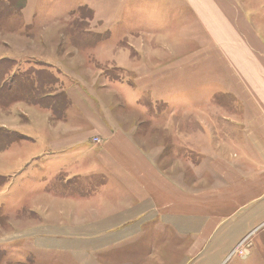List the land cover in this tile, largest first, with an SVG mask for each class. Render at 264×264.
I'll list each match as a JSON object with an SVG mask.
<instances>
[{"label":"crops","instance_id":"0c3cea01","mask_svg":"<svg viewBox=\"0 0 264 264\" xmlns=\"http://www.w3.org/2000/svg\"><path fill=\"white\" fill-rule=\"evenodd\" d=\"M36 2L28 3L21 18L36 20ZM251 5L262 10L256 13ZM72 6L64 2L60 8L69 15L93 12L92 28L71 37L97 38L86 49H98V61L107 53L103 42L118 35L106 29V21L124 22L126 44L149 38L157 48L129 44L130 51L143 55L142 67L123 51L122 64L112 61L111 67L138 74L130 84L99 72L90 85L45 60L68 80L63 113L23 101L13 105L29 111L34 143L22 161L21 151L16 155L20 141L11 144L10 151L16 149L11 167L0 170V176L22 177L29 167L36 172L31 176L47 171L33 187L41 198L32 211L41 225L28 243L36 260L223 264L248 239L251 245L239 255L243 264H264V0H87ZM199 32L198 38L211 39L206 48L220 49L222 62L213 58L215 67L211 61L176 64L178 56H172L196 47L185 50L183 38ZM146 53L157 61H147ZM213 68L221 70L217 80ZM97 83L125 88L117 109L130 106L128 117L112 110L114 103L103 102L98 92L92 96L88 87ZM158 86H165L164 92ZM215 86L220 87L217 95ZM146 93L147 101L173 105L165 123L173 129V142L141 133L151 113L148 105H140Z\"/></svg>","mask_w":264,"mask_h":264},{"label":"rangeland","instance_id":"374dc122","mask_svg":"<svg viewBox=\"0 0 264 264\" xmlns=\"http://www.w3.org/2000/svg\"><path fill=\"white\" fill-rule=\"evenodd\" d=\"M30 1L34 0H0V86L4 84L6 79L16 75L14 80L15 84L11 83L10 80L6 81L4 92L8 93H5L4 96L3 92L0 93V170H6L8 167H11L13 154L16 150L10 151L12 149L9 148L11 144H17L20 141L18 145H20L19 148L21 149L17 148L16 151V155L18 154V150L21 151L18 157L20 161L30 155L27 151L33 147L34 142L31 141L32 130L30 129L29 123V119L31 118L30 113L29 111H25L27 109H24V105L22 104L13 106L18 100H23L24 103L26 101L27 104H35L45 108L47 106L50 108L54 107L58 114L62 113L63 109L68 104V100L64 96L65 94L63 91V88L66 89L67 87V78L62 74V71L51 64L45 63V60L52 62L54 65L64 67L70 78H72L70 75L73 77H80L82 80L89 82V84L95 83L96 78L98 79L99 72L103 73L104 76L106 75L108 77L109 74L121 82L130 84L138 74L133 70L129 72L123 69L113 68L111 67L113 64L112 61L122 64L125 61L122 56H125V54L120 52L123 51L127 52L128 56H131L132 61L134 60V62H136L138 60L137 65L142 67V65H144L143 55L133 53L135 50L130 51L129 44H131V42H136V45H138V43L143 42L148 47L153 46L157 48V43H150L151 39L149 38H132L131 41L129 39V43L126 44V25L124 22L121 21L120 24H116V22L111 24L106 21L104 22V26L107 27L106 29L114 30L118 35L108 37L107 40L103 42L105 43L104 49L107 53L103 54L104 58L102 61H98V49H96V51H94L95 48L86 49L90 45L94 46L96 44L95 42L98 41L97 38L86 36L77 39L75 36L74 38L71 37V33L73 32H80L92 28L93 12L89 9H82L80 13L79 11H73L71 15H69L68 9L64 10L60 8L64 2L67 6L73 5V8L78 3H82V1L87 2V0H37V9H40V14L36 17L34 22L28 17L25 18V16L20 18L19 15V13L23 14V10L27 9ZM75 1L77 2L74 5ZM251 8L255 10L256 13L262 10V8L257 5H255V7L251 5ZM55 9L59 10L56 12ZM26 13H28V11H26ZM199 34L200 32L197 33L196 36L190 35L183 38L186 42L184 45L185 50L196 47L191 49L192 52L190 53L172 56L174 59L178 56L179 62L176 64H181L182 67H185L187 63L191 65L193 63L194 65H200L211 61L210 63L215 67L216 61L222 62L223 59L220 49H217V47H215V49H213L214 47L206 48L211 39L205 37L206 35L204 34V37L198 38ZM85 45L86 47H81ZM115 46H118L119 49H116ZM140 46L142 45L140 44ZM112 49L114 50L112 51ZM118 52L120 55H118ZM144 55L147 61L149 57L157 61L155 55L148 53ZM4 56H10L9 59L12 61L9 60L8 62L7 59L2 58ZM117 56L121 58L117 60ZM209 58H211V60H209ZM213 58L216 59V61H212ZM13 61L18 62L19 65L9 72L3 70V68H6L9 64H13ZM168 61H170V59H167V62ZM186 68H189V66ZM201 68L206 69L208 65L206 64ZM209 69H211V67ZM213 69V78L217 80L218 72L221 73V70L217 71L216 68ZM157 73H159V71ZM25 77L31 79L33 83L31 86L28 84H20V79ZM92 77H94V79ZM155 77H158V75ZM100 81L102 82V80ZM49 82H52L50 86ZM103 83L105 82L103 81ZM45 84H47L46 87L43 86ZM234 87L235 86H232V88ZM158 88L161 92L165 90V86H158ZM88 89H90L91 92L94 91L92 95L94 97L97 95L96 92H98V97L103 102H113L112 110H116L124 118L128 117L127 113L131 111L130 106H127V110L124 109L119 111L117 109L120 107L118 103L123 102L122 92L125 91V88L119 86H98L97 83L94 86L88 87ZM219 89L220 87L215 86L216 95L219 93ZM44 94H49L50 96L55 95V97H48L46 98L47 100L45 99L43 101L39 96L42 97ZM174 94L173 92L172 96H174ZM234 94L236 95V93ZM139 95L144 97L142 93H139ZM149 95L150 94H147L145 96L147 99L141 101L140 104L142 106L143 104L148 105V107L145 108H148V111L151 112L150 115H145V121L143 120L144 118L141 119V121L145 122L140 126L144 129L141 130V133L150 132L149 134L155 137L165 138L168 142H173L174 139L172 136L174 135L171 134L173 129L171 130L165 126L168 116H166V114L173 112V105L159 100L158 98H154L155 102L147 101L150 97ZM92 96L91 98H93ZM123 96L125 97V95ZM245 100L240 101L241 105L244 106L246 104ZM38 102L42 104H38ZM236 105L238 108L239 103H236ZM142 106L139 108L141 109L139 111H142ZM173 114L174 113H172V115ZM142 116L143 115H140L141 118ZM39 118L42 117H37L38 120ZM171 121V126L174 128L176 117L172 118ZM8 127L12 128L11 130L13 131ZM42 127L45 128L44 125ZM42 127L39 129L45 132L46 130ZM13 132L19 134L22 139L16 140V134H13ZM6 146L8 147L5 148ZM11 155L12 157L10 158ZM29 161L30 158L25 159L23 164ZM46 172L47 171H44L37 176L45 175L47 174ZM35 174V170L29 167L20 174L24 175L22 177L6 178L0 176V264H46L45 262L36 260L38 258L35 251L28 244L30 243V235L37 234L39 231L34 230L38 229L36 226L41 225V221L38 220L36 213L32 212L34 210L33 204L36 206L40 198V196H37V189L34 190L33 188L36 184L37 176L31 175ZM247 240L248 239L244 240V248L242 245L237 247L234 251V253L237 254H232V257L223 264H243V258L239 255H241V250L245 253L251 245Z\"/></svg>","mask_w":264,"mask_h":264},{"label":"trees","instance_id":"16d2710c","mask_svg":"<svg viewBox=\"0 0 264 264\" xmlns=\"http://www.w3.org/2000/svg\"><path fill=\"white\" fill-rule=\"evenodd\" d=\"M19 15H20V18H21V14L19 13ZM23 18V17H22ZM5 59H7L8 60V62H9V60H11V59H9V58H5ZM3 61V60H2ZM12 61V60H11ZM5 62V61H4ZM14 62V61H13ZM1 63V62H0ZM19 64H18V62H14L13 64H9L6 68H3V70H5L6 72H9V71H11V70H13V68L14 67H16V66H18ZM15 77H16V75H13L11 78L9 77V79H6V81H9L10 80V82L11 83H13V84H15L14 82V80H15ZM21 78V77H20ZM4 82V84L2 85V86H0L1 88H0V93H2L3 92V96L5 95V93H8V92H4V89H5V84L7 83V82ZM51 83L52 82H49V86L51 85ZM20 84H28V85H30L31 86V84H33L32 83V81H31V79L29 78V77H25V78H22V79H20ZM48 84V83H47ZM47 84H45V85H43V86H45L46 87V85ZM26 87V86H25ZM37 89V88H36ZM46 94V93H45ZM43 95L42 97L41 96H39V98L40 99H42L43 101L46 99V98H48V97H55V95H52V96H50L49 94H47V95ZM65 96V95H64ZM66 97V96H65ZM47 100V99H46ZM17 101V100H16ZM19 101H23V100H18L17 102H19ZM26 102V101H25ZM27 103V102H26ZM30 104V103H29ZM38 104H42L41 102H38ZM35 105V104H34ZM46 108H50V107H46ZM50 109H53L54 110V112L55 113H57V110H56V108H50ZM63 111H64V109H63ZM63 113V112H62ZM13 134H16L15 135V138H16V140H20V139H22V137L19 135V134H17V133H14L13 132ZM15 140V141H16ZM8 146H6L5 148H7Z\"/></svg>","mask_w":264,"mask_h":264},{"label":"built area","instance_id":"2783aa9c","mask_svg":"<svg viewBox=\"0 0 264 264\" xmlns=\"http://www.w3.org/2000/svg\"><path fill=\"white\" fill-rule=\"evenodd\" d=\"M241 252H243V253H244V251H243V250H241Z\"/></svg>","mask_w":264,"mask_h":264}]
</instances>
